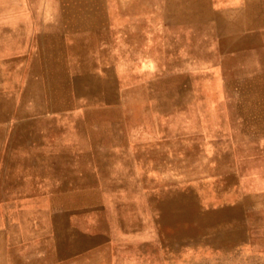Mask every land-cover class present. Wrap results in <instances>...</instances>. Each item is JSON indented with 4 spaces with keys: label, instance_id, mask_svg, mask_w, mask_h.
I'll return each instance as SVG.
<instances>
[{
    "label": "rangeland",
    "instance_id": "obj_1",
    "mask_svg": "<svg viewBox=\"0 0 264 264\" xmlns=\"http://www.w3.org/2000/svg\"><path fill=\"white\" fill-rule=\"evenodd\" d=\"M13 1L0 264H264V0Z\"/></svg>",
    "mask_w": 264,
    "mask_h": 264
},
{
    "label": "crops",
    "instance_id": "obj_2",
    "mask_svg": "<svg viewBox=\"0 0 264 264\" xmlns=\"http://www.w3.org/2000/svg\"><path fill=\"white\" fill-rule=\"evenodd\" d=\"M14 5H15V3L13 0H9L6 2L0 1V19H3L4 17L13 13L15 10ZM1 24H3V23H1Z\"/></svg>",
    "mask_w": 264,
    "mask_h": 264
},
{
    "label": "bare ground",
    "instance_id": "obj_3",
    "mask_svg": "<svg viewBox=\"0 0 264 264\" xmlns=\"http://www.w3.org/2000/svg\"><path fill=\"white\" fill-rule=\"evenodd\" d=\"M228 11V10H227ZM232 11V10H231ZM227 13V12H226ZM230 17H231V15H230ZM221 118V117H220ZM204 153V152H203ZM192 158V157H191ZM228 158V157H227ZM231 159H232V157H231ZM200 167V166H199ZM15 183V182H14ZM235 185H237V184H235ZM232 189V188H231Z\"/></svg>",
    "mask_w": 264,
    "mask_h": 264
}]
</instances>
